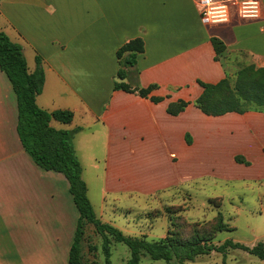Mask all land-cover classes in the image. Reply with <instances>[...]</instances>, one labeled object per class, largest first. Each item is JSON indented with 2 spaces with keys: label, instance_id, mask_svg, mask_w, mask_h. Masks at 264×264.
Here are the masks:
<instances>
[{
  "label": "crops",
  "instance_id": "crops-1",
  "mask_svg": "<svg viewBox=\"0 0 264 264\" xmlns=\"http://www.w3.org/2000/svg\"><path fill=\"white\" fill-rule=\"evenodd\" d=\"M260 3V18L232 11L226 22L203 23L197 0H0V30L26 59L41 61L36 105L72 112L70 122L49 124L79 128L72 144L92 204L91 185H98L99 214L92 206L102 222L118 228L106 215L122 195L145 200L206 175L264 183V112L211 116L194 104L203 92L199 82L215 84L241 63L234 53L246 55L245 65L264 66ZM134 38L144 50L134 66L122 67L124 78L129 82L134 71L140 87L154 86L147 96L114 87L116 51ZM211 38L223 52L216 55ZM178 101L188 104L169 113ZM16 126V95L0 70V264H68L79 215L69 183L34 162ZM81 157L90 158L96 180L87 178Z\"/></svg>",
  "mask_w": 264,
  "mask_h": 264
},
{
  "label": "trees",
  "instance_id": "trees-1",
  "mask_svg": "<svg viewBox=\"0 0 264 264\" xmlns=\"http://www.w3.org/2000/svg\"><path fill=\"white\" fill-rule=\"evenodd\" d=\"M216 55L223 52L224 44L217 38H211ZM144 50L143 41L134 38L116 51L121 68L117 76L123 78L127 72L122 67H132L136 63V57ZM249 68V69H247ZM241 70L234 90L227 88V74L215 84L199 82L203 88L202 94L194 101V104L206 115L218 116L227 112L243 113L247 110H260L264 112V66L257 67L248 64ZM0 70L9 79L17 99V133L25 151L34 162L44 170H52L62 173L68 183L69 192L78 210V218L75 227L73 242L69 250L68 264H84L82 260V241L85 228L92 225L95 231L102 237V250L106 264H111L110 239L126 244L130 251L127 264H139L140 256L147 254L151 259H163L176 264L193 262L197 257L209 255L212 252L226 254L229 250L240 249L264 260V242H258L252 247L242 243L226 239L215 245L211 242L214 234L223 229L221 220L219 224H196L191 226L190 236L180 237L172 229H168L163 238L148 241L144 238L131 237L123 234L111 224L102 222L95 214L93 206L87 196V186L81 177L82 167L72 144L73 135L79 130L55 129L50 126L51 118L68 123L72 119V112L68 110H54L47 112L39 108L35 103V97L39 94L44 84V70L38 57L35 59V67L29 70L22 46L12 41L9 36L0 30ZM247 70H250L247 73ZM116 89L137 93L140 96L147 94L154 86L140 87L138 82H115ZM215 95L216 99L211 98ZM157 100V98L155 99ZM249 103L251 108L243 104ZM188 103L178 101L170 103L167 111L177 114ZM237 160H241L238 159ZM169 215L171 212L167 211ZM223 264H226L225 261Z\"/></svg>",
  "mask_w": 264,
  "mask_h": 264
},
{
  "label": "rangeland",
  "instance_id": "rangeland-1",
  "mask_svg": "<svg viewBox=\"0 0 264 264\" xmlns=\"http://www.w3.org/2000/svg\"><path fill=\"white\" fill-rule=\"evenodd\" d=\"M26 59V58H25ZM234 66H228L227 88L235 91L239 73L248 65L242 63L246 59L243 53L231 55ZM30 68L34 61L27 58ZM249 69V68H247ZM250 70H247L249 73ZM129 81L133 82L136 73L129 72ZM215 100L213 95L211 98ZM251 108L249 103L243 104ZM100 159L99 150L95 153ZM83 158V166L87 178L97 179L95 172L89 168L87 159ZM101 163V160H100ZM93 181V180H92ZM98 185H91V200L95 211L99 214ZM114 212L107 211V217L113 219L123 234L131 237L155 241L163 238L168 229L175 231L180 237L190 236L191 226L200 224H221L223 229L214 234L211 242L218 245L230 239L248 247L258 242H264V183L260 182H221L212 175L183 181L168 191L148 194L143 200L118 196ZM92 204V203H91ZM92 204V205H93ZM131 208L129 212L125 208ZM124 209V210H123ZM171 212L169 213L167 212ZM109 260L111 264H127L130 251L126 244L115 242L111 236ZM102 237L92 225L85 228L82 241V260L84 264H106L102 250ZM264 264V260L240 249L229 250L226 254L212 252L209 255L197 257L193 262L185 264ZM139 264H176L163 259H151L147 254L140 256Z\"/></svg>",
  "mask_w": 264,
  "mask_h": 264
},
{
  "label": "built area",
  "instance_id": "built-area-1",
  "mask_svg": "<svg viewBox=\"0 0 264 264\" xmlns=\"http://www.w3.org/2000/svg\"><path fill=\"white\" fill-rule=\"evenodd\" d=\"M197 2L203 23L226 22L232 11L244 19H257L261 16L260 0H197Z\"/></svg>",
  "mask_w": 264,
  "mask_h": 264
},
{
  "label": "water",
  "instance_id": "water-1",
  "mask_svg": "<svg viewBox=\"0 0 264 264\" xmlns=\"http://www.w3.org/2000/svg\"><path fill=\"white\" fill-rule=\"evenodd\" d=\"M115 81L116 82H126L127 81V79L126 78H120V77H115Z\"/></svg>",
  "mask_w": 264,
  "mask_h": 264
}]
</instances>
